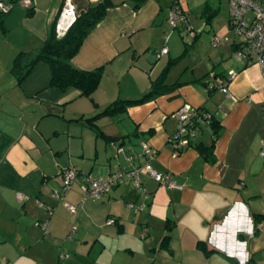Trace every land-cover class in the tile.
I'll return each mask as SVG.
<instances>
[{
  "label": "crops",
  "instance_id": "crops-1",
  "mask_svg": "<svg viewBox=\"0 0 264 264\" xmlns=\"http://www.w3.org/2000/svg\"><path fill=\"white\" fill-rule=\"evenodd\" d=\"M64 1L33 0L30 8L15 2L1 18L0 100L8 96V101L25 105L34 119L20 116L16 127L3 130L0 142V264H264L260 66L237 54V42L224 45L214 55L216 65L227 62L224 71L214 72L219 85L208 80L209 67L201 70L188 62L179 76L167 73V82H180L174 91L122 113L102 115L91 126L79 118L93 116L117 99L142 96L171 61L185 54H178L181 49L171 42L176 30L185 28L170 32L167 25L173 3L185 6L182 0H145L136 8V0H112L72 60L86 70L104 67L89 98L79 90L63 93L51 86V67L44 61L22 85L11 73L19 52L41 47ZM99 1L72 0L78 15ZM166 47L168 52L162 53ZM230 70L238 74L228 84V95L222 88ZM185 104L206 106L221 123L209 157L196 146L211 144L209 121L197 130L194 145L175 150L177 111ZM61 121L75 127L64 131ZM28 123H34L31 131ZM144 142L156 151L151 159L143 153ZM145 161L158 172H170L181 188L159 185L142 173V192L126 176L101 198H84L86 177L128 171ZM69 167L78 175L65 190L62 172ZM18 194L27 197L21 200ZM65 202L75 205L76 212Z\"/></svg>",
  "mask_w": 264,
  "mask_h": 264
},
{
  "label": "built area",
  "instance_id": "built-area-1",
  "mask_svg": "<svg viewBox=\"0 0 264 264\" xmlns=\"http://www.w3.org/2000/svg\"><path fill=\"white\" fill-rule=\"evenodd\" d=\"M229 2V17L231 29L237 35H242L244 39L240 41V46L236 50L238 55H242L247 63H257L262 71L264 78V6L256 0H227ZM18 3L24 7H32L33 0H0V14L8 13ZM78 17L75 6L72 0H65L64 6L60 13L56 24V30L59 36L64 35L69 28L75 23ZM168 23L171 28L176 29L183 26L190 30L191 25L188 14L183 9L178 1H175L168 13ZM168 48H164L162 53H167ZM238 72L230 70L227 80L224 82L222 91L229 95L228 84L237 77ZM178 129L172 138L176 152L191 146V141L196 137L197 129L192 127L193 118L205 121L209 114L201 116L198 109H192L185 104L177 111ZM206 117V118H203ZM143 153L146 158L151 159L156 155V151L152 149L148 143L142 144ZM261 154L264 155V141L262 142ZM63 188L65 190L72 186V183L78 175V171L74 167H69L63 170ZM147 173L159 185L167 188H181V185L173 179L170 172H158L149 161H145L140 166L132 167L128 171H118L109 173L100 178L86 177L81 189L84 198L99 199L106 194L112 187L117 185L126 176L134 180V185L138 191H143L141 174ZM19 199H24L27 196L22 194L17 195ZM58 196V195H57ZM65 205L71 212H76L75 205L65 202ZM132 208L135 205L130 203ZM136 210V209H135ZM110 224L116 223L115 219L109 220ZM47 222L42 223L43 228L47 227Z\"/></svg>",
  "mask_w": 264,
  "mask_h": 264
},
{
  "label": "trees",
  "instance_id": "trees-1",
  "mask_svg": "<svg viewBox=\"0 0 264 264\" xmlns=\"http://www.w3.org/2000/svg\"><path fill=\"white\" fill-rule=\"evenodd\" d=\"M144 1L145 0H136V8H138ZM112 6V0H100L98 3L90 6L85 12L79 14L75 23L62 36H59L56 30V23H52L49 27L47 38L40 48L33 52L21 51L16 55L11 68V73L15 77L17 84L22 85L36 64L44 61L51 67V86L58 87L63 93H66L70 89L79 90L81 95L93 98L94 92L101 83L104 67L86 70L75 66L72 60L79 53L86 37L105 17L107 11ZM204 10L207 20L210 21L218 9L212 6L211 2L207 0ZM2 16L3 14H0V25L2 24ZM240 44L241 43L234 44L235 51L239 48ZM173 63L174 62L171 61L169 65L163 70L161 75L152 81L151 89L142 96L130 99H117L112 101L95 115L90 117L82 116L79 119L85 120L91 126H97V119L102 115H115L122 113L130 106L145 103L161 94L174 91L179 87L180 82L169 83L166 79L169 68ZM199 80L201 81V78ZM205 84L207 83L205 82ZM207 88H210L209 84H207ZM214 89L215 86L211 87L209 91ZM94 104L97 105L96 102H94ZM197 109L201 116H203L204 113L209 114L207 118H203H206L205 121H209L213 127V140L211 144L205 145L204 143H200L196 145L201 151L207 153L209 157L219 136L221 123L206 108V106L203 105ZM202 123V120L193 118L192 127L197 130L201 129ZM192 142L193 140L191 143ZM260 229L261 228L255 224L254 233L259 234Z\"/></svg>",
  "mask_w": 264,
  "mask_h": 264
},
{
  "label": "rangeland",
  "instance_id": "rangeland-1",
  "mask_svg": "<svg viewBox=\"0 0 264 264\" xmlns=\"http://www.w3.org/2000/svg\"><path fill=\"white\" fill-rule=\"evenodd\" d=\"M207 0H182L185 7V11L188 13L191 19V28L190 30L182 29L180 32L176 30L175 36L172 37L176 47L181 49L180 53L182 54L185 51V54L181 55L173 65L170 66L168 71V76L171 74L173 78L179 76L182 70L185 68L186 64L190 62L191 67L197 66L201 70H205L206 67H209L212 71L208 75V80L215 81L217 85L220 84V79L215 77V73L224 71L223 68L226 65V61H221L216 65L215 54L221 51L224 45L231 47L232 43L240 42L244 39L242 35H237L234 30L230 28L229 24V2L227 0H209L213 6L218 9L217 12L213 15L210 23H207V16L204 14L205 4ZM262 6H264V0H256ZM207 23V24H206ZM168 25V22H167ZM169 26V25H168ZM205 29H202V27ZM170 27V26H169ZM169 31H172L170 27ZM167 32V35L171 34ZM197 36V37H196ZM196 37V39H195ZM165 41V37H164ZM186 47L188 48L186 50ZM178 56V55H175ZM209 56L212 57L210 60ZM236 57L233 55V58ZM209 65V66H207ZM214 66V67H213ZM215 72V73H214ZM177 78V77H176ZM170 82V80H167ZM17 92L12 93L17 98ZM10 98L8 96L0 100V142L4 138L3 130L10 126L16 127L18 123V118H24L26 121H33L34 112H28L24 109L25 105H16L12 101H8ZM21 101V100H19ZM23 102V101H21ZM25 104H33L32 102H27ZM24 110V112L22 111ZM22 111V112H21ZM62 130H67L68 127L72 129L75 127L74 124H68L64 121H61ZM31 127H34V123L31 126V123H28L29 131ZM83 129L88 130L86 126ZM81 138V137H78ZM253 264H261L256 262Z\"/></svg>",
  "mask_w": 264,
  "mask_h": 264
},
{
  "label": "water",
  "instance_id": "water-1",
  "mask_svg": "<svg viewBox=\"0 0 264 264\" xmlns=\"http://www.w3.org/2000/svg\"><path fill=\"white\" fill-rule=\"evenodd\" d=\"M153 56H154V55H153ZM148 60H149L150 62H152V61H153V60H152V57H149V58H148Z\"/></svg>",
  "mask_w": 264,
  "mask_h": 264
}]
</instances>
